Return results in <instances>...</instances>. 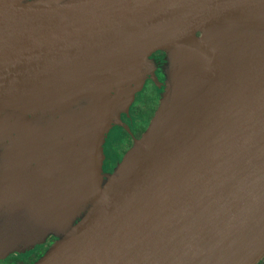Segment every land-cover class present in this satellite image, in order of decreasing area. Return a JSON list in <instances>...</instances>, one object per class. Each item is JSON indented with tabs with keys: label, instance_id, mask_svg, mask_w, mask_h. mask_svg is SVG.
Here are the masks:
<instances>
[{
	"label": "water",
	"instance_id": "1",
	"mask_svg": "<svg viewBox=\"0 0 264 264\" xmlns=\"http://www.w3.org/2000/svg\"><path fill=\"white\" fill-rule=\"evenodd\" d=\"M188 41L204 54L192 64L176 50ZM167 50L172 87L105 178L110 127ZM81 100L82 113L40 134L24 123L45 109L55 111L42 121L75 113ZM5 115L22 139L0 170V211L14 205L0 258L15 237L40 243L61 230L33 264L264 259V0H0Z\"/></svg>",
	"mask_w": 264,
	"mask_h": 264
},
{
	"label": "rangeland",
	"instance_id": "2",
	"mask_svg": "<svg viewBox=\"0 0 264 264\" xmlns=\"http://www.w3.org/2000/svg\"><path fill=\"white\" fill-rule=\"evenodd\" d=\"M34 1H36V2H48V1H52V0H34ZM147 68H150L151 74H149V72L146 68L143 69L142 74L140 75L141 80L143 82V85L145 86L146 82L149 79V76L150 75L152 76V78H153L152 79L153 80L152 91L155 93V95H153L155 97H153V98H155L156 101L160 105L161 100L170 91L172 84L174 82L176 72H177L178 62L176 60L174 52L172 50H167V51H162V52L158 53L157 55H155L154 57L151 58V60L149 61L148 65H147ZM141 97H142V95L140 94L138 96V98L141 99ZM158 103H154L152 108L155 109L157 107L156 105H158ZM86 104H87L86 101L81 100L80 102H78L77 104L72 106V107L76 108L75 113H72L69 111L62 112L60 115H57L56 117L51 118L50 120H47V121H42V120H45V118H50L49 116L54 115V113H52V112L55 110L45 109V110H41L37 113H34L30 116L27 115V117H25V116H22V117H23L25 124L27 121V127L30 125L32 128H36V130L40 129L39 131L35 132V134H37V133L40 134L45 129H47V128L49 129L50 126H52V125H54V124H56L62 120H65L66 118H69V117L74 116V115L77 116L78 114L82 113L83 111H81V110L86 107ZM147 104L148 103H145L144 100H142V101L138 100V102L135 103V106L133 108L132 116L135 118L139 117L140 114L144 110L147 109ZM61 109H63V108H61ZM63 111H64V109H63ZM130 111H131V109H129L128 113L124 112L123 118L121 117L122 116V113H121L119 116V119L117 121L115 120V122L112 123L110 130H109L110 133L108 132V134H107L108 135V139H107L108 141L106 144V151L108 152V154H110L109 159H111L112 164H114V161L115 162L118 161V157L121 155L120 149L123 148L124 147L123 145L126 143V141H123V138L125 137L124 136L125 132L126 131L129 132L130 128L135 131L136 124L133 123L130 119ZM10 118L11 117H9L8 115H5L3 117V120H2L3 123L2 122L0 123L1 124L0 127H2L0 129V136H2V139L0 140V170L5 165V161H6L7 157H9V155L15 153V150L13 148L20 147V142L22 139V136L18 131L10 130L9 126H7L10 124L9 123ZM146 121H147V126L149 127L151 121L148 119ZM115 125H117V126L114 128L113 126H115ZM6 128H8V130ZM29 131H27V132H29ZM28 140L24 141V143L28 142ZM104 149H105V147H104ZM9 152H10V154H9ZM37 162L38 161H34L33 165L36 164ZM43 163L44 162L38 163L34 167L29 168L28 173L39 169L40 167H42ZM105 166L106 165L104 162V164L102 166V172L104 173L105 178H107L108 172H107V168ZM88 205L89 204H86L85 206H83V208L81 209L79 214L72 220V223H74L86 211V209L88 208ZM13 208H14V205H12V207L7 212H5V213L2 212L3 214L0 218V227L4 224L7 217L9 216V213L12 211ZM29 230H30V228H27L26 231H29ZM62 233L63 232L61 230L60 231L58 230L55 232H50L48 235L45 236V238L43 240L40 241V243L31 242V241H29V238L22 239V237H19V238L15 237L9 244V252H8L7 256L4 255L3 257L8 258V257L15 256V257L19 258L23 264L31 262L33 259L37 258L40 254H43L42 255V257H43L47 253V251L50 249V248L48 249V247L54 242L55 239L58 240L61 237ZM31 239H32V237H31ZM8 262H10V261L8 260Z\"/></svg>",
	"mask_w": 264,
	"mask_h": 264
},
{
	"label": "flooded vegetation",
	"instance_id": "3",
	"mask_svg": "<svg viewBox=\"0 0 264 264\" xmlns=\"http://www.w3.org/2000/svg\"><path fill=\"white\" fill-rule=\"evenodd\" d=\"M158 53L160 52H157L155 53L152 57H154L155 55H157ZM152 76L150 75L149 76V79L148 81L146 82L145 86H144V89L142 92L138 93L137 94V97H136V100L135 102L132 104L131 106V111H130V119L133 123L136 124V128H135V131L132 130L131 128L129 129V132H125L124 134V138H123V141H126V143L123 145L124 147L120 149V153L121 155L118 157V161H114V164L111 163V159H109V155L108 152L106 151V144H107V139H108V135L106 136L105 138V143H104V147H105V154H106V157H105V167L107 168V172L108 174H111L115 168L117 167V165L122 161L123 157L125 156V154L128 152V150L133 146L134 144V138H140L143 133L146 131V129L148 128L147 126V119L151 121L152 117L154 116L155 112L157 111L158 107H159V103L156 101L155 96V93L152 91V83H153V80H152ZM142 95L141 99L138 98L139 95ZM155 99V100H154ZM138 100L142 101L144 100L145 103H148L147 104V109L144 110L139 117H133L132 116V111H133V108L135 106V103L138 102ZM154 103H158V105H156L157 107L155 109H153V105ZM122 118L124 117V114L122 113ZM117 125L113 126L114 128L116 127ZM112 127V128H113ZM110 133V132H109ZM112 135V134H111ZM110 137V136H109ZM113 152V151H112ZM112 155V154H111ZM108 157V158H107ZM0 194H2L0 192ZM8 210L7 209H4V210H1L0 211V218L2 216L3 213L7 212ZM3 212V213H2ZM57 241V239L54 240V242L48 247V249ZM47 251V250H46ZM43 254H40L37 258L33 259L31 262H28V263H25V264H33L35 263L39 258L42 257ZM8 260L10 262H8ZM21 260L15 256L13 257H1L0 258V264H21ZM261 264H264V259L260 262ZM23 264V263H22Z\"/></svg>",
	"mask_w": 264,
	"mask_h": 264
},
{
	"label": "bare ground",
	"instance_id": "4",
	"mask_svg": "<svg viewBox=\"0 0 264 264\" xmlns=\"http://www.w3.org/2000/svg\"><path fill=\"white\" fill-rule=\"evenodd\" d=\"M179 56L192 64L203 58L202 50L194 42L188 41L176 47Z\"/></svg>",
	"mask_w": 264,
	"mask_h": 264
},
{
	"label": "trees",
	"instance_id": "5",
	"mask_svg": "<svg viewBox=\"0 0 264 264\" xmlns=\"http://www.w3.org/2000/svg\"><path fill=\"white\" fill-rule=\"evenodd\" d=\"M259 264H261V263H259Z\"/></svg>",
	"mask_w": 264,
	"mask_h": 264
}]
</instances>
